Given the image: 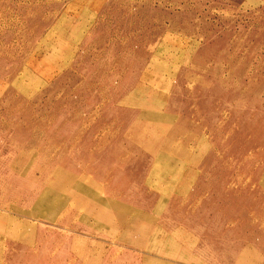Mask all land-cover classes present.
<instances>
[{
  "label": "rangeland",
  "instance_id": "1",
  "mask_svg": "<svg viewBox=\"0 0 264 264\" xmlns=\"http://www.w3.org/2000/svg\"><path fill=\"white\" fill-rule=\"evenodd\" d=\"M0 264H264V0H0Z\"/></svg>",
  "mask_w": 264,
  "mask_h": 264
},
{
  "label": "bare ground",
  "instance_id": "2",
  "mask_svg": "<svg viewBox=\"0 0 264 264\" xmlns=\"http://www.w3.org/2000/svg\"><path fill=\"white\" fill-rule=\"evenodd\" d=\"M163 205V204H162Z\"/></svg>",
  "mask_w": 264,
  "mask_h": 264
}]
</instances>
